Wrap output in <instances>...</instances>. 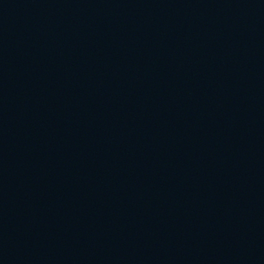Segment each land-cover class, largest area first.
<instances>
[{"label": "water", "instance_id": "obj_1", "mask_svg": "<svg viewBox=\"0 0 264 264\" xmlns=\"http://www.w3.org/2000/svg\"><path fill=\"white\" fill-rule=\"evenodd\" d=\"M0 264H264V0H0Z\"/></svg>", "mask_w": 264, "mask_h": 264}]
</instances>
